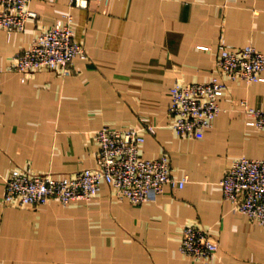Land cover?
Segmentation results:
<instances>
[{"label":"crops","instance_id":"obj_1","mask_svg":"<svg viewBox=\"0 0 264 264\" xmlns=\"http://www.w3.org/2000/svg\"><path fill=\"white\" fill-rule=\"evenodd\" d=\"M22 31L0 28V264H204L181 250L184 227L209 230L219 250L209 264H264V225L224 196L221 180L240 157L264 158V131L240 102L264 107V81L226 79L211 129L179 136L169 112L177 81L204 82L221 38L264 52V0H32ZM65 14L88 57L72 74L40 70L26 81L11 58ZM155 126L149 132L146 124ZM105 125L145 134L142 153H167L188 180L137 204L104 183L87 201L16 206L5 202L15 167L62 177L95 167L94 133Z\"/></svg>","mask_w":264,"mask_h":264},{"label":"built area","instance_id":"obj_2","mask_svg":"<svg viewBox=\"0 0 264 264\" xmlns=\"http://www.w3.org/2000/svg\"><path fill=\"white\" fill-rule=\"evenodd\" d=\"M32 0H0V28L22 31L37 12ZM87 7L89 0H70ZM217 67L222 75L209 81H177L171 88L169 112L173 127L182 137H194L212 128L221 111L219 99L227 90L226 79L264 81V52L253 44L236 49L225 38L219 42ZM76 57L87 58L88 49L76 39L71 14H65L53 26L37 34L31 44L17 52L7 68L21 74L26 81L40 70H55L70 75ZM247 114L246 123L264 131V107L240 102ZM146 129L155 132L147 123ZM99 145L95 167H86L62 177L53 172L38 173L31 166L15 167L6 176L5 202L16 206L37 207L56 198L63 204L87 201L97 196L108 183L119 198L142 204L163 193L167 187L182 188L188 178L172 172L171 157L165 153L157 158L145 157L142 144L145 134L137 128H114L105 125L94 133ZM224 196L252 219L264 225V158L240 157L229 166L221 180ZM183 253L209 264L219 244L209 230L198 223L184 227L181 243Z\"/></svg>","mask_w":264,"mask_h":264}]
</instances>
